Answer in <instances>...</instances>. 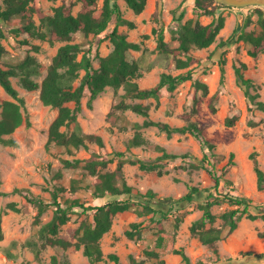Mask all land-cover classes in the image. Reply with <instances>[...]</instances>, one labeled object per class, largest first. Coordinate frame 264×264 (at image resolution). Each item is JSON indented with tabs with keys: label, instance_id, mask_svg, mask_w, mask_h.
I'll list each match as a JSON object with an SVG mask.
<instances>
[{
	"label": "rangeland",
	"instance_id": "374dc122",
	"mask_svg": "<svg viewBox=\"0 0 264 264\" xmlns=\"http://www.w3.org/2000/svg\"><path fill=\"white\" fill-rule=\"evenodd\" d=\"M102 1L98 0L95 7L96 15L100 12ZM116 2L120 16H113L103 32L87 36L81 32L72 34L69 42L79 44L78 58L83 52L89 51L92 64L98 67L100 57L107 55L113 48L109 33L116 27L119 32L127 35L128 40L140 45L139 49H130L128 52L129 59H138L141 62V76L135 79L140 88H149L156 84L162 72L176 75L190 70L192 78L179 83L172 92L163 88L158 104L153 98L139 99L124 96L123 87L117 90L107 87L95 98L92 107L89 108L86 105L88 95L85 93L81 99L82 109L77 116L78 122L84 133L100 135L104 145L91 142L86 148H71L72 151L69 152L65 147L47 141L48 129L57 114V109L41 101L39 89H26L20 84L18 77H11L13 86L24 99L22 112L24 116H28L29 124L24 121L9 135L15 139V144L0 143V191L5 192L0 195V215L4 234L3 239L0 240V264H50L52 255H56L60 262L65 256L70 264H90V260L82 252V247L79 249L69 247L63 250L49 246L41 251L38 258L35 257L33 252L24 246V241L38 229L41 223L52 217L53 207H49L44 212L38 223L36 207L28 202L23 194L12 190L19 188L43 200H51L52 191L56 186H63L65 190L58 192V200L62 205L70 204L69 199L75 198L87 205L102 203L114 197H126V194H106L100 199L94 198L92 190L95 178L84 168L85 159L93 154H97L98 158H111L105 170H113L118 160L124 156H134L144 160L155 159L161 154L156 146H162L168 152H189L190 158H178L166 162L163 170H167V173L160 176L155 171L147 172L141 170L138 164L128 162L123 164L122 172L119 174H122L127 183L137 190L145 192L150 188L158 197L177 199L187 192L188 184H193L201 188L210 187L215 194L228 192L246 196L253 203L262 206L260 209L250 208L251 211H264V189L257 188V176L253 169V160L250 158V154L254 153L264 170V110L248 100L244 89L237 83L234 71L235 66L246 64L243 73L253 81L251 90L259 93L256 100L264 102V54L260 53L257 58L251 57L247 52L250 44L239 38L242 30L257 29L255 7H223L207 0L205 3L214 10V14H197L195 0H146L143 11L135 13L125 0H116ZM63 3L70 4L74 13L81 6L77 0L31 2L44 13H52L53 7ZM0 5L3 6V0H0ZM238 14L242 15L240 22ZM221 15L224 17V26L215 41L206 48L192 47L188 54L195 60L189 66L177 68L170 54L159 51L157 47L159 31L162 32L167 47L171 48L177 44L178 29L186 20L206 24ZM120 18L131 21L134 26L131 27L128 23L120 21ZM34 19L38 24L37 14L34 15ZM20 24L21 19L14 16L2 25L4 36L0 37V43L7 52L1 57L0 65L15 64L26 54L34 55L41 64V74L34 79L41 82L57 48L65 41L50 44L47 40L29 38L26 33L15 31ZM153 29H156V32ZM24 38L29 41L20 42ZM178 57L186 58L185 54H179ZM83 73L84 71L81 70V74ZM196 80L207 84L206 94H203L201 88L195 89L193 83ZM214 93H217V98L213 101L215 105L213 112L210 102ZM194 97L197 98V114L193 119L205 124L202 135L215 144L212 149L203 148L199 140L189 133L176 132L168 137L155 126L140 129L146 140L145 143L139 146H127L128 140L134 135V123H142L144 116L129 109H116L115 104L120 100L150 104L149 118L173 126H181L185 121L180 115L190 111ZM4 99L12 98L0 87V101ZM69 105L73 106V103ZM226 117H236L234 124L225 125ZM117 152L125 155L120 156L116 154ZM231 153L233 156H230ZM63 159H69L74 166L66 167ZM194 159L201 162L202 166L192 169L190 162ZM182 165L187 168H181ZM202 167H209L219 175L220 183L217 191ZM73 178L80 181V187L71 192L70 181ZM203 200L204 194L199 193L190 203H177L171 210H168L167 205L164 206L168 212L164 218H160V214L153 213L134 218L133 221H142L141 236L135 239H129L124 235V230L129 228L132 219L126 213L116 214L110 231L101 238L103 259L96 264H115L116 260L109 258V253L116 254L121 264L130 263V255L140 264H158L154 257L145 253L146 250L160 253L159 257L163 258L166 264H183L181 256L173 252V249L179 248L189 256L188 264H264V238L257 234L259 231H264V219L261 217L251 220L243 216L233 231L225 226L222 239L218 241V257L210 248L191 236L189 225L193 220L201 217L203 211L199 208V203ZM10 202H14L18 210L8 208L7 204ZM233 207L235 205L223 202L213 205L211 212L219 215ZM84 218L91 219L92 212L84 213L80 207L72 206L70 219L61 227L60 234L69 238L70 229L78 226ZM221 224H223L222 219L217 218L214 225ZM245 251H252V254H244Z\"/></svg>",
	"mask_w": 264,
	"mask_h": 264
},
{
	"label": "trees",
	"instance_id": "16d2710c",
	"mask_svg": "<svg viewBox=\"0 0 264 264\" xmlns=\"http://www.w3.org/2000/svg\"><path fill=\"white\" fill-rule=\"evenodd\" d=\"M33 0H3V6L0 5V37L4 36L2 25L10 21L14 16L21 19V24L16 27V32H24L29 38L47 40L50 44L55 42H64L61 44L52 57L50 64L47 67L46 73L41 82L34 79L35 76L41 74V64L34 55L26 54V56L15 64L0 65V87L12 98L0 101V143L4 145L15 144V139L9 136L18 126L24 121L29 124L27 115H23L22 107H24V99L19 96L17 89L13 86L11 77H18L20 84L29 90L39 89V96L45 105H49L57 109V114L51 122L48 129V142L57 146L65 147L69 152L71 148L78 149L87 147L88 143L95 142L103 146V139L100 135L94 133H84L81 130L77 116L82 109L81 99L85 93L88 98L86 105L91 108L95 98L104 91L107 87L118 89L123 87L124 96H130L139 99L153 98L156 104L162 95L161 90L166 88L172 92L179 83L192 78L191 71L173 75L168 72H162L159 81L149 88H140L135 79L141 76V62L138 59H129L128 52L130 49H139V43L130 41L125 33L119 32L116 27L109 33L110 41L113 44L112 50L105 56L100 57L98 67L92 64L89 51L83 52L80 58L78 54L80 47L78 43H71L69 40L73 33L81 32L85 36L89 34L98 35L103 32L110 24L113 16H120V9L116 0H103L98 15L95 14V7L98 0H77L81 6L76 13L73 12L70 4H60L53 7L52 13H44L41 9L34 7L31 2ZM128 6L135 12L143 11L146 0H125ZM207 0H195L197 14H214V10L209 8L205 3ZM216 2L215 0H210ZM223 7H232L217 3ZM257 14V29L251 31H241L239 38L250 44L247 52L257 58L260 53L264 54V6L253 5ZM37 14L39 23L37 24L34 15ZM120 21L128 23L131 27L134 24L131 21L120 18ZM224 26V17L218 16L217 19L211 20L206 24L193 23L188 19L180 25L176 36L177 44L174 47L168 48L164 41L162 32H158L157 47L160 52L172 56V60L177 68H185L189 66L195 58L189 53L192 47L206 48L210 46L216 39L219 31ZM161 30V29H160ZM156 32V29H153ZM29 39L24 38L20 42H28ZM27 44V43H26ZM35 46V45H33ZM38 48L37 46H35ZM6 49L0 43V59L6 54ZM179 54H185L186 58L178 57ZM246 68L245 63L241 66H235L234 71L238 85L244 89V94L250 102L261 110H264V102L256 100L259 93L253 88V81L246 77L243 69ZM81 70L84 71L81 74ZM195 89H202L203 94L208 92L206 83L196 80L194 83ZM217 98V93L212 95L210 108L214 112V100ZM197 98L194 97V102L190 106V111L182 113L180 117L185 121L181 126H173L167 122L153 120L149 118L150 104H142L140 102L128 103L125 100H120L115 104L116 109L131 110L139 115L144 116L142 123H134V135L128 140L127 146H139L146 142L141 128L155 126L159 131L166 133L170 137L173 133H189L197 140L201 146L207 149H212L215 144L203 137V129L205 124L199 123L193 117L197 114L196 107ZM69 103H73L70 106ZM236 117H226L225 125L231 126L234 124ZM72 126V128H71ZM161 154L155 159L144 160L138 157H125L124 153L117 152L116 154L124 156L119 159L117 166L113 170H105L106 164L112 159L98 158L97 154H93L85 159V169L87 173L94 176L92 195L94 198L104 197L106 194L123 195L124 198L114 197L105 200L101 204H83L80 199H69L70 204L62 205L58 200V192L64 191L65 187L56 186L52 191L51 200H43L41 197L32 193H25L22 189L14 188L12 192L21 193L26 200L36 207V220L39 223L40 217L46 212L49 207H53L52 217L40 224L38 229L30 235L25 241L24 246L33 252L35 257H39L41 251L47 247H59L63 250L69 247L79 249L82 247L83 254L88 257L90 264L103 259V251L101 247V238L110 231L113 219L118 212L132 210L137 216H143L148 213L160 214V218L167 215L164 206H168L171 210L175 204L192 202L199 193L204 194V200L199 203V208L203 213L201 217L193 220L189 225V231L192 237L197 238L203 245H206L214 254L219 255L218 241L222 239V232L225 226H228L230 231L237 227V222L243 217L255 220L258 217L264 219V211L254 212L250 208L260 209V204L253 203L246 196L234 195L231 193H214L210 187H199L198 185L188 184L187 192L177 199L170 197H158L153 189H147L145 192L137 190L132 185L128 184L122 174L123 164H138L139 168L144 171H155L157 175L167 173L163 170V165L171 160L178 158H190L189 152L174 153L168 152L162 146H156ZM233 156V153L230 154ZM231 158V157H230ZM253 160V169L257 176V188L264 189V170L260 167L254 153L250 154ZM205 160V159H204ZM66 167L74 166L69 159H63ZM77 162V161H75ZM101 165L102 167H97ZM201 162L196 159L190 162V167L199 168ZM183 169L187 167L182 165ZM206 170L209 177L213 181V187L217 191L220 183V177L217 173L209 168L202 167ZM191 172V169H189ZM188 171V172H189ZM178 180V178H175ZM69 191L73 192L79 188L80 181L76 178L71 179ZM24 192V193H23ZM5 192L0 191V195ZM227 202L235 205V207L227 209L215 215L211 212V207L216 204ZM164 204V205H163ZM78 206L82 212H92V218H84L79 225L70 229L69 238L63 237L60 234L61 227L70 219V208ZM7 207L18 210L14 202L7 204ZM166 208V207H165ZM217 218H221L223 224L215 226ZM142 221H132L129 223V228L124 230V235L129 239L139 238L141 236ZM259 237L264 238V231H259ZM2 219L0 215V240L3 239ZM173 252L179 254L183 264H188L190 259L182 248L173 249ZM145 253L154 257L158 264H166L163 258L159 257V253L155 250H146ZM244 254H252V251H245ZM263 255V253H260ZM108 257L118 262V256L114 253H109ZM50 264H70L67 257L64 256L60 262L56 255L51 256ZM140 264L132 255H130V263Z\"/></svg>",
	"mask_w": 264,
	"mask_h": 264
},
{
	"label": "water",
	"instance_id": "95a60500",
	"mask_svg": "<svg viewBox=\"0 0 264 264\" xmlns=\"http://www.w3.org/2000/svg\"><path fill=\"white\" fill-rule=\"evenodd\" d=\"M217 3L232 6V7H245V6H253V5H261L264 6V0H215ZM239 22L242 17L241 14H238Z\"/></svg>",
	"mask_w": 264,
	"mask_h": 264
},
{
	"label": "crops",
	"instance_id": "0c3cea01",
	"mask_svg": "<svg viewBox=\"0 0 264 264\" xmlns=\"http://www.w3.org/2000/svg\"><path fill=\"white\" fill-rule=\"evenodd\" d=\"M96 199H98V198H96ZM99 199H100V198H99ZM97 204H101V203L99 202V203H97ZM120 213H122V214H125V213L128 214V217L131 218L132 221L135 220L134 218L138 217V216L136 215V213H133L132 210H126V211H123V212H118L117 214H120ZM159 254H160V253H159Z\"/></svg>",
	"mask_w": 264,
	"mask_h": 264
}]
</instances>
